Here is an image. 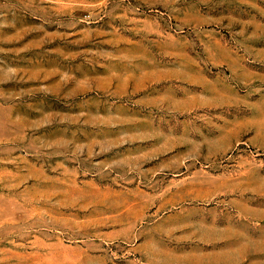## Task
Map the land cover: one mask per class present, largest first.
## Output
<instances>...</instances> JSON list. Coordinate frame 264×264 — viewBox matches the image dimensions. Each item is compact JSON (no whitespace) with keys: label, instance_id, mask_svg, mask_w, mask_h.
<instances>
[{"label":"rangeland","instance_id":"374dc122","mask_svg":"<svg viewBox=\"0 0 264 264\" xmlns=\"http://www.w3.org/2000/svg\"><path fill=\"white\" fill-rule=\"evenodd\" d=\"M0 264H264V0H0Z\"/></svg>","mask_w":264,"mask_h":264}]
</instances>
